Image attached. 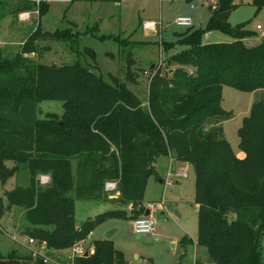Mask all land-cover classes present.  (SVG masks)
Listing matches in <instances>:
<instances>
[{
    "label": "trees",
    "instance_id": "1",
    "mask_svg": "<svg viewBox=\"0 0 264 264\" xmlns=\"http://www.w3.org/2000/svg\"><path fill=\"white\" fill-rule=\"evenodd\" d=\"M48 1L14 4L15 12L37 8L40 21L20 52L0 58V186L20 168L30 173L29 186L0 192V221L19 207L27 237L45 242L50 251L70 249L104 220L128 215L111 210L78 226L77 200L108 202L106 188L113 182L120 193L114 201L133 205L130 217H140L146 212L148 181L158 175L157 160L173 156L195 170L198 245L207 248L216 264H264V98L255 101L239 128L243 158L219 125L230 115L223 107L224 87L264 91V41L247 46L245 39L253 33L229 22L234 0H219L205 29L191 28L176 42L161 43L166 57L150 69L147 103L128 86L139 84L133 68L126 81L114 76L110 81L96 73V65H48L28 56L37 52L41 40L74 37L71 29L43 30ZM212 31L233 41L206 43ZM178 46L182 49L176 52ZM85 50L97 62L96 52ZM44 101L62 102L63 113L40 119ZM40 174L50 175L46 186L40 184ZM187 241L192 243L187 236L181 243ZM93 246L94 252L77 257L76 264L124 262L112 239ZM0 264L46 263L0 251Z\"/></svg>",
    "mask_w": 264,
    "mask_h": 264
},
{
    "label": "rangeland",
    "instance_id": "2",
    "mask_svg": "<svg viewBox=\"0 0 264 264\" xmlns=\"http://www.w3.org/2000/svg\"><path fill=\"white\" fill-rule=\"evenodd\" d=\"M5 2L7 4H5ZM19 0H0V58L13 57L25 44L28 36L38 27L40 16L36 8L33 11H14V4ZM50 10L42 17L44 31L71 29L72 41L55 39L41 40L35 54L28 55L36 63L64 66L76 62L96 65V73L106 80L117 77L126 81L129 68L138 72L139 84L128 82L129 88L135 91L144 102L148 98L150 69L165 61L166 52L161 43L176 42L180 34L189 29H205L209 14L219 0H49ZM264 0H234L235 8L231 11L229 22L233 27L243 26L251 31L252 36L245 39L249 47L259 45L264 41ZM188 16L193 20V27L176 24L178 16ZM258 25L261 28H258ZM96 28L98 31L96 32ZM102 36H106L102 38ZM126 40L127 44L118 43V39ZM206 43H229L233 41L230 35L212 31L204 38ZM86 48L96 52L95 62ZM182 48L178 46L176 52ZM171 53V52H170ZM132 58L133 63L130 59ZM132 70V69H130ZM146 72H148L146 74ZM256 95V97H254ZM245 93L233 87L226 86L223 91V107L230 115L219 123L224 128L225 136L231 143L238 157L243 158L240 148L239 128L249 115L254 99L264 98V91L257 94ZM40 119H45L48 113H63L60 101H44L40 104ZM179 162L169 158H161L157 169L164 182L153 176L147 184L145 197L149 201H166L173 212L169 219L160 214H154L157 220L155 234L145 235L138 239L133 228L130 213L122 218H110L100 223L81 243L84 249H93L97 240L106 239L109 232L116 249L124 254L122 264H216L209 257L206 247L195 244L183 245L180 241L185 236L198 240V212L193 203L195 193V170L178 171ZM13 166V162L8 163ZM194 174V175H193ZM46 174H40V184L46 186L49 182ZM180 181L181 184L176 182ZM30 173L21 169L7 183L0 186V192L17 186H29ZM5 186V187H4ZM149 186V187H148ZM110 198L115 199L117 189L108 190ZM119 202H96L92 200L76 201V220L81 225L86 219L95 217L111 210L123 209ZM155 208V207H154ZM25 220L19 207H14L9 215L0 221V251L8 256L16 251L19 255H30L28 237L23 233ZM172 244L176 246L173 247ZM264 253V237L262 240ZM47 251H44L46 254ZM71 249L61 251L48 250L51 260L46 264H69L68 255ZM198 261V263H197Z\"/></svg>",
    "mask_w": 264,
    "mask_h": 264
},
{
    "label": "built area",
    "instance_id": "3",
    "mask_svg": "<svg viewBox=\"0 0 264 264\" xmlns=\"http://www.w3.org/2000/svg\"><path fill=\"white\" fill-rule=\"evenodd\" d=\"M217 6V5H216ZM216 6H214L213 8L215 9ZM176 24L179 26H185V27H192L193 26V20L192 18L188 17V16H178L176 18ZM258 28H261L260 25H258ZM209 35V33L206 34V37ZM159 65H162V61H160ZM148 72H146L147 74ZM152 76V74L150 75V77ZM50 181V178L47 177ZM48 181V182H49ZM116 188V183H108L107 184V190L110 189H115ZM148 207L151 210H154V204H149ZM133 228L136 234L141 235V236H145V235H151V234H155L156 229H157V221L155 216L153 215V213L151 212L149 216H145L142 215L140 217L134 218L133 219ZM84 242V241H82ZM79 242L77 244H75L72 248H70L72 250V253L70 255H68V259L70 261L69 264H76V258L85 255V253L87 251L90 252V250L84 249L81 246V243ZM28 243L31 246H35L32 249L33 252V256L34 257H39L42 258L44 260L45 263H50L51 260L49 259L47 252H48V248H47V244L45 242H42L41 244H37L38 241H36L33 238L28 237ZM44 251H47L46 254L44 253Z\"/></svg>",
    "mask_w": 264,
    "mask_h": 264
},
{
    "label": "crops",
    "instance_id": "4",
    "mask_svg": "<svg viewBox=\"0 0 264 264\" xmlns=\"http://www.w3.org/2000/svg\"><path fill=\"white\" fill-rule=\"evenodd\" d=\"M210 16H211V12H210V14H209V18H210ZM209 20V19H208ZM193 26H194V24H193ZM192 26V27H193ZM212 34V32H209V35L207 36V37H209L210 35ZM1 42V41H0ZM162 48V47H161ZM139 76L140 75H138L137 77L139 78ZM259 91H257V92H254V93H252L253 95L254 94H257ZM254 97H256V95H254ZM148 99V98H147ZM255 101H256V99H254ZM145 103H147V101L145 102ZM250 112V111H249ZM220 124V123H219ZM211 125H215V124H211ZM244 154V153H243ZM161 158H169L170 160H175L176 161V158L175 157H173V156H163V157H160L159 159H161ZM159 159L157 160V163H156V169H157V166H158V161H159ZM179 163L178 164H176V166H178V171L180 170V172H185L186 170H189V169H192V167H191V164H189V163H185V162H180V161H178ZM157 173H158V175L156 176V177H160L158 180H159V182L160 183H162V182H164V176H162L161 175V173H159V171H158V169H157ZM45 175V174H44ZM194 175V174H193ZM46 176H48V177H50V175H48V174H46ZM194 178H195V192H196V175H194ZM151 180V179H150ZM177 184H181L180 183V181H177L176 182ZM5 187V186H4ZM149 187V186H148ZM16 188V187H15ZM14 189V188H13ZM148 189V188H147ZM7 189H5V190H3L1 193L3 194L5 191H6ZM8 190H10V189H8ZM12 190V189H11ZM107 191V190H106ZM147 191V190H146ZM108 192V191H107ZM119 192H118V195L115 197V199H117L118 197H119ZM108 195H109V198H110V194H109V192H108ZM146 196V195H145ZM115 199H112V198H110V202H113V203H116L117 204V201H114ZM120 203V202H119ZM193 203L195 204V206H196V210H197V212H198V208H199V205H197L196 203H195V193H194V198H193ZM149 204H154V210H151L149 207H148V205ZM168 205V203L166 202V201H159L158 199H156L155 201H149V200H147V198L145 197V199H144V207L146 208V211L147 210H150V213L152 212L153 213V215L155 214H160V216H162V217H157L158 219L159 218H163V219H169V214H172L171 212H173L172 210H171V208L170 207H168L167 206ZM124 206V208H123V210H125V211H127V213L129 214L130 213V215L131 214H133V205H123ZM146 213V212H145ZM145 215V214H144ZM91 218V217H90ZM87 220V219H86ZM157 221V220H156ZM78 226H80V225H78ZM115 233V232H114ZM91 235V234H90ZM114 235V234H113ZM186 237V236H185ZM188 238H189V236H187ZM184 238V237H183ZM191 239V238H190ZM192 240V243H189L188 241L186 242V244H183V245H190V244H196L197 245V241H194L193 239H191ZM180 243H181V241H180ZM29 244V243H28ZM182 244V243H181ZM115 245V244H114ZM172 246L173 247H175L176 245L175 244H172ZM28 247V249H29V253H30V255H32L33 256V252H32V249L35 247V246H31L30 244H29V246H27ZM93 247V249H90V253H93L94 252V246H92ZM197 263H198V261H197Z\"/></svg>",
    "mask_w": 264,
    "mask_h": 264
},
{
    "label": "water",
    "instance_id": "5",
    "mask_svg": "<svg viewBox=\"0 0 264 264\" xmlns=\"http://www.w3.org/2000/svg\"><path fill=\"white\" fill-rule=\"evenodd\" d=\"M173 70H174V69L170 70V72H173ZM149 215H150V210H147L146 213H145V216H149ZM113 234H114L113 231L109 232V233L107 234V236H106V239H111L112 236H113ZM142 237H143V236L138 235V239H140V238H142ZM89 253H90V252L87 251V252L85 253V255L88 256Z\"/></svg>",
    "mask_w": 264,
    "mask_h": 264
}]
</instances>
